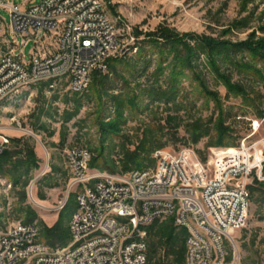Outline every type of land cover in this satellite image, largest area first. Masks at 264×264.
I'll return each instance as SVG.
<instances>
[{"label": "rangeland", "instance_id": "obj_1", "mask_svg": "<svg viewBox=\"0 0 264 264\" xmlns=\"http://www.w3.org/2000/svg\"><path fill=\"white\" fill-rule=\"evenodd\" d=\"M14 1L20 5L31 3ZM105 2L119 36L118 46L109 60L121 58L116 63L121 76L112 74L109 69L97 71L89 87L79 93L68 90L66 82H59L56 87L41 82L0 101V133L9 135L7 148L22 146L17 147L15 138L31 137L29 141L40 159L39 167L22 174L19 184L0 174V226L23 220L26 211H19V205L30 204L38 213L34 221L40 227L41 240L45 225L51 226L59 220L67 229L62 240H58L61 246L73 239L70 221L79 207L77 192L72 191L63 209L50 208L65 193L71 175L66 158L68 148L88 146L93 152L96 168L123 172L138 167L132 164L128 169L125 167L127 155L143 149L145 152L151 149L149 156L141 152V156H145L143 168L157 167L155 151L159 148L189 146L208 160L214 150L240 144L243 137L252 132L254 120L259 122L258 129L250 139L264 137V82L255 75L238 72L229 60H220L222 72L231 76L232 81L242 83L247 94L231 93L211 69L207 54L200 52L193 56L196 64L193 69L187 64L182 68L173 49L163 47L161 40L146 35L166 27L178 34L194 32L232 41L246 40L254 31L261 36L264 35V0ZM0 12L5 17L0 34L1 54L2 47L7 49L4 39L10 36L7 23L11 22V15L5 8H0ZM139 31L142 33L136 36ZM19 40L22 42L23 37L19 36ZM190 40L193 43V39ZM136 44L143 48L142 53H138ZM33 47V40L25 45L28 57ZM246 57L249 59L248 53ZM175 65L182 68L177 69L182 72L179 76L173 75ZM173 79L178 90L174 99L168 100L167 94L146 92L141 93L138 104L133 106L126 98L127 82L140 92L151 86L161 91L169 88ZM202 82H207L209 89L216 92L221 106L211 95L208 96ZM121 98H124L123 116L119 117L117 100ZM220 118L224 119L231 133L223 143H213ZM115 121L116 129L112 130ZM199 124L210 131L196 140L193 136ZM45 169L47 171L41 174ZM26 179L28 181L24 184ZM252 180L254 187L263 182L264 169L262 177L255 174ZM37 200L47 207L40 206ZM170 217L159 221L170 222ZM172 223L175 225L174 221ZM146 230L149 244L147 227ZM157 260H162V264H177L174 254H168L164 246L158 247ZM183 264H186V258ZM225 264H264V201L260 199L259 191H252L248 222L235 233Z\"/></svg>", "mask_w": 264, "mask_h": 264}, {"label": "built area", "instance_id": "obj_2", "mask_svg": "<svg viewBox=\"0 0 264 264\" xmlns=\"http://www.w3.org/2000/svg\"><path fill=\"white\" fill-rule=\"evenodd\" d=\"M28 1L0 0L11 15L0 54V101L41 82L82 92L95 72L108 71L119 36L105 0ZM4 20L0 12V34ZM258 123L240 144L214 150L208 160L189 146L159 148L156 168L101 170L91 166L88 146L68 148L71 175L50 208L60 211L77 192L72 241L53 246L40 239L37 221L15 220L0 227V264H147L146 226L169 216L187 231L186 264H225L235 233L248 222L253 176L263 175L264 137L250 139ZM9 141L0 133V153ZM32 191L31 185V197Z\"/></svg>", "mask_w": 264, "mask_h": 264}, {"label": "trees", "instance_id": "obj_3", "mask_svg": "<svg viewBox=\"0 0 264 264\" xmlns=\"http://www.w3.org/2000/svg\"><path fill=\"white\" fill-rule=\"evenodd\" d=\"M141 33L142 32L139 31L136 36H140ZM146 35L148 37H153L155 40H161L163 47L173 49L177 53V57L181 62L182 68L184 67L183 64H187L193 69L196 66L192 59L193 56H198L200 52L207 54L212 65L211 69L218 74L231 93L243 95L247 94L246 88L242 83L232 81L231 76L222 72L220 60H229L238 72L246 73L249 76L255 75L257 79L264 82V35L258 36L255 31L250 34L248 39L241 41L221 39L211 35L198 34L194 32L188 34H178L166 27H161L157 30V32H149ZM188 35H191L190 38L193 39V43H191L190 38H187ZM135 46H138V44ZM137 51L138 53H142L144 50L141 46H138ZM246 53H248L249 59H246ZM120 61L121 58H114L111 62L108 60V69L112 72V74H116V76H121L118 74L119 71L116 65V63H119ZM258 62H261L260 66L258 65ZM182 68L178 69L175 65L173 67V75H181L182 72L178 70H182ZM107 79H109L108 76ZM175 82L176 81L173 79L171 86L166 90L160 91L159 89L151 86L142 89L141 92L137 91L136 88L134 89L130 83L127 82L125 95L130 101V105L133 106L138 104L141 93L146 92L153 95H157V93H159L162 96L167 94L168 100L174 99L175 95L178 94ZM202 85L206 88L205 92L208 96L211 95L210 97L216 100L217 105L221 106V102L217 97L216 92L209 89L207 82H202ZM117 98H119V95ZM117 101H119L117 113L119 117H122L124 98ZM223 120L224 119L220 118L217 124L218 133L213 136V143H223L225 139L230 136L231 131H229V128L225 126ZM115 125L116 121L113 122L111 126L113 128H111L112 130L116 129ZM209 131V128H204L202 127V124H199L196 126L193 137L197 140L201 135L209 133ZM30 138L31 137L15 138L14 141L17 147L21 146L19 144H22V146L18 148H6L2 153H0V174L13 180L15 184H19L22 181V174H27L29 171L38 168L40 165V159L38 158L34 145H32L29 141ZM150 150L151 149H147V152H145L146 150L144 151L143 149L136 151L135 153L128 154L125 158L127 163L125 167L128 169V166L132 164L136 167L138 166L137 168H143V158L145 156H141V152L144 151V154L149 156ZM90 164L92 167L96 166L93 163V158ZM27 181L28 180L26 179L24 184H26ZM250 189L251 194L252 191H259L260 199L264 201V181L259 182V184L255 187L250 185ZM24 196H26V193ZM23 210L26 211L25 218L23 219L25 222H33L38 215L37 211L30 204L19 205V211ZM169 219L170 222H160L157 220L146 226L150 237L147 264L163 263L162 260H157V251L159 246H164L168 254H174L177 264H183L185 261L187 231L185 228H178L173 225L172 217ZM44 231L45 234L43 236V241L56 246L60 245L58 240H62V236L65 234L67 229H65L58 220L51 226L45 225Z\"/></svg>", "mask_w": 264, "mask_h": 264}, {"label": "bare ground", "instance_id": "obj_4", "mask_svg": "<svg viewBox=\"0 0 264 264\" xmlns=\"http://www.w3.org/2000/svg\"><path fill=\"white\" fill-rule=\"evenodd\" d=\"M38 201V200H37ZM40 206H42V207H45L46 205L45 204H43L41 201H38L37 202ZM47 207V206H46Z\"/></svg>", "mask_w": 264, "mask_h": 264}, {"label": "crops", "instance_id": "obj_5", "mask_svg": "<svg viewBox=\"0 0 264 264\" xmlns=\"http://www.w3.org/2000/svg\"><path fill=\"white\" fill-rule=\"evenodd\" d=\"M6 39L7 38L4 39V44H5V47H8V43H6ZM2 49H3V47H2ZM42 83H45V82H42Z\"/></svg>", "mask_w": 264, "mask_h": 264}, {"label": "water", "instance_id": "obj_6", "mask_svg": "<svg viewBox=\"0 0 264 264\" xmlns=\"http://www.w3.org/2000/svg\"><path fill=\"white\" fill-rule=\"evenodd\" d=\"M32 133H34V132H32Z\"/></svg>", "mask_w": 264, "mask_h": 264}]
</instances>
